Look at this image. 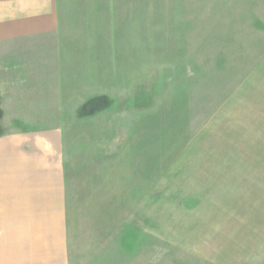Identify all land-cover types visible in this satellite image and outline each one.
I'll use <instances>...</instances> for the list:
<instances>
[{"label":"rangeland","instance_id":"rangeland-1","mask_svg":"<svg viewBox=\"0 0 264 264\" xmlns=\"http://www.w3.org/2000/svg\"><path fill=\"white\" fill-rule=\"evenodd\" d=\"M58 3L0 82L60 93L76 264H264V0Z\"/></svg>","mask_w":264,"mask_h":264},{"label":"crops","instance_id":"crops-1","mask_svg":"<svg viewBox=\"0 0 264 264\" xmlns=\"http://www.w3.org/2000/svg\"><path fill=\"white\" fill-rule=\"evenodd\" d=\"M59 10L58 0H0V45L56 33ZM11 69L3 65L13 75L0 82V243L9 248L0 246V264H76L75 155L64 126L46 114L47 99L60 93Z\"/></svg>","mask_w":264,"mask_h":264},{"label":"trees","instance_id":"trees-1","mask_svg":"<svg viewBox=\"0 0 264 264\" xmlns=\"http://www.w3.org/2000/svg\"><path fill=\"white\" fill-rule=\"evenodd\" d=\"M1 118H2V111H1V109H0V120H1ZM1 132V131H0ZM0 135H1V133H0Z\"/></svg>","mask_w":264,"mask_h":264}]
</instances>
